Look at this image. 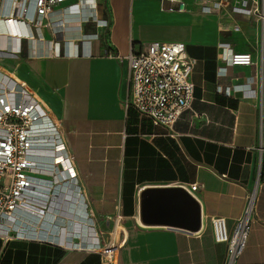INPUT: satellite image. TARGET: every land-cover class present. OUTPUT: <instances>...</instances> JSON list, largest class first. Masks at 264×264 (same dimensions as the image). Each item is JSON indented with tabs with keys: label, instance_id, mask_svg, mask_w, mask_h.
<instances>
[{
	"label": "crops",
	"instance_id": "crops-1",
	"mask_svg": "<svg viewBox=\"0 0 264 264\" xmlns=\"http://www.w3.org/2000/svg\"><path fill=\"white\" fill-rule=\"evenodd\" d=\"M77 1L62 0L38 29L21 26L20 39L0 23V75H11L38 98L76 176L45 215L21 217L28 228L39 223L61 241L79 232L85 242L95 235L104 245L114 230V244L98 253L0 238V264H224L226 245L215 241L210 218H224L231 229L254 188L250 231L236 264H264L259 22L232 11L240 0H210L220 6L209 13L198 0H184L181 12L168 11L176 6L169 0H87L88 8ZM149 41L182 42L194 60L193 99L171 128L124 105L127 66L113 54L138 51ZM219 43L250 53L253 63L225 64ZM41 177L51 180L50 174ZM193 183L198 187L190 191ZM181 185L199 204L198 230L142 221L143 191Z\"/></svg>",
	"mask_w": 264,
	"mask_h": 264
},
{
	"label": "built area",
	"instance_id": "built-area-1",
	"mask_svg": "<svg viewBox=\"0 0 264 264\" xmlns=\"http://www.w3.org/2000/svg\"><path fill=\"white\" fill-rule=\"evenodd\" d=\"M169 1L176 6H169L168 11L185 10L184 0ZM198 1L204 13L220 6L219 1L212 4L210 0ZM60 2L62 0H0V23L6 32L8 30L9 36L23 38L21 26L28 25L38 29ZM77 5L79 8L89 6L87 0H79ZM232 11L254 17L264 35V0H240L239 5L232 7ZM12 19L13 26L17 29L16 35H12L8 27ZM83 20L87 21L88 18ZM100 24L107 26V21H101ZM84 36L96 37V34ZM218 47L225 64L249 66L253 63L250 53L232 51L228 43H219ZM113 57L127 66V93L124 99L126 108L132 106L154 125L171 128L180 114L190 107L193 99L190 75L194 60L188 56L184 43L149 41L138 51L131 50L125 55L117 53ZM224 69L220 67L218 71ZM47 143L52 144L51 151L46 146ZM43 174H50L51 180L42 178ZM72 181H76L75 171L56 125L49 119L46 110L31 90L18 83L11 75L1 74L0 238L53 243L64 249L98 253L112 248L114 230L109 234V241L101 245L95 235H91L85 242L84 237L79 238V232L66 236L62 241L56 240L55 235L47 233V227L37 223L28 228L30 223L22 221L23 213L45 215L48 205L60 193L62 186ZM58 187L56 191L44 193L46 188L49 191ZM181 187L186 189L184 185ZM197 187V183L190 184L189 190L194 191ZM39 197L43 201L41 205L36 203ZM254 205L255 188L247 194L244 209L231 229L227 227L224 218H210L215 241L226 245L224 264H236L241 256L250 231ZM42 231L45 234H41ZM74 238L81 242H74Z\"/></svg>",
	"mask_w": 264,
	"mask_h": 264
},
{
	"label": "water",
	"instance_id": "water-1",
	"mask_svg": "<svg viewBox=\"0 0 264 264\" xmlns=\"http://www.w3.org/2000/svg\"><path fill=\"white\" fill-rule=\"evenodd\" d=\"M141 219L196 231L200 225L197 201L183 187L147 189L140 196Z\"/></svg>",
	"mask_w": 264,
	"mask_h": 264
},
{
	"label": "bare ground",
	"instance_id": "bare-ground-1",
	"mask_svg": "<svg viewBox=\"0 0 264 264\" xmlns=\"http://www.w3.org/2000/svg\"><path fill=\"white\" fill-rule=\"evenodd\" d=\"M11 22H12V23L10 24L11 26L8 25V27H14V26H13V19L11 20ZM16 32H17V29H16L15 27L13 28L12 31L10 30V33H11L12 35H14V34L16 35ZM48 142H51V141H48ZM46 146H47V147L50 149V151H51V149H52V144H51V143H47ZM49 153H51V152H49ZM82 236H83V235H82ZM82 236H81V237H82Z\"/></svg>",
	"mask_w": 264,
	"mask_h": 264
},
{
	"label": "rangeland",
	"instance_id": "rangeland-1",
	"mask_svg": "<svg viewBox=\"0 0 264 264\" xmlns=\"http://www.w3.org/2000/svg\"><path fill=\"white\" fill-rule=\"evenodd\" d=\"M8 45L11 47V45H12V43H11V40L9 39V43H8Z\"/></svg>",
	"mask_w": 264,
	"mask_h": 264
}]
</instances>
